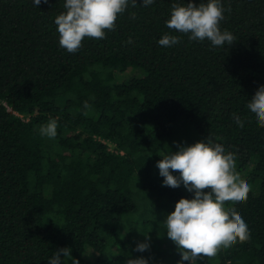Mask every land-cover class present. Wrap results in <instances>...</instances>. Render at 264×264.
Segmentation results:
<instances>
[{"label":"trees","instance_id":"trees-1","mask_svg":"<svg viewBox=\"0 0 264 264\" xmlns=\"http://www.w3.org/2000/svg\"><path fill=\"white\" fill-rule=\"evenodd\" d=\"M176 2L188 0H137L105 39L86 37L73 54L60 47L54 22L65 0H0V264H48L61 248L79 264H126L111 249L123 245L127 227L139 225L129 230L136 242L163 232L160 205L145 206L158 220L143 228L126 217L140 212L136 175L156 181L162 141L180 124L219 140L240 176L251 169L247 201L226 203L250 239L196 264H264V127L247 108L264 86V0H222L220 28L235 41L220 47L167 28ZM166 33L180 42L160 46ZM130 69L140 73L120 80ZM52 119L50 139L40 128ZM157 184L166 196L170 187ZM179 261L159 255L157 263Z\"/></svg>","mask_w":264,"mask_h":264},{"label":"clouds","instance_id":"clouds-1","mask_svg":"<svg viewBox=\"0 0 264 264\" xmlns=\"http://www.w3.org/2000/svg\"><path fill=\"white\" fill-rule=\"evenodd\" d=\"M41 2L33 0L36 7ZM43 3H48V0H43ZM153 3L154 0H142L144 7ZM130 4L135 8L137 0H65L66 11L54 21L60 47L74 54L80 50L86 37L105 39L106 31L115 30L118 16ZM227 10L231 11L230 8ZM224 12L222 0H200L199 4L195 0H188L186 4L176 2L172 4L166 26L188 35L190 41L207 39L213 47L231 46L235 41L234 35L220 28ZM132 18H135V13H132ZM179 42V36L166 33L158 44L171 47ZM128 43H132L131 38ZM83 107L88 109L90 105L86 101ZM247 108L264 127V86L258 88ZM234 119L239 127H244L239 116L234 114ZM57 128V120L52 119L41 126L40 134L55 138ZM177 147L178 151L166 154L156 167L164 178L163 186L179 188L183 184L189 193H194V197L181 198L176 203L175 210L166 217V233L181 257L178 264L185 261L196 264L201 257L214 258L222 249L250 239L246 222L235 208L226 207V203L246 202L251 186L237 172L234 154L226 153L223 145L214 143L210 136L206 142ZM174 172L179 175H173ZM148 239L146 236L145 242L138 243L134 251L143 253L148 250ZM70 254L71 248H61L48 264H62L61 256L71 257ZM72 264H79V261L72 258ZM126 264H148V260L143 257L128 259Z\"/></svg>","mask_w":264,"mask_h":264},{"label":"rangeland","instance_id":"rangeland-1","mask_svg":"<svg viewBox=\"0 0 264 264\" xmlns=\"http://www.w3.org/2000/svg\"><path fill=\"white\" fill-rule=\"evenodd\" d=\"M133 70L134 69H130L129 72H127L126 74H124L123 77H121L120 80L124 81L128 79L129 77L131 78L132 76H134V74L131 75L130 73H136V71H139V70H135V71ZM138 73H140V71ZM174 129H175L174 136L171 139L165 138L162 141V151L160 152L161 153L160 159H162L166 154H169L170 152L175 153L176 151H178L179 149L177 145L191 146L197 142L207 141V140L200 138L197 132L195 131V129L191 126L189 127L187 124H180V128L179 126H175ZM213 142L219 143L222 145V143L219 140H213ZM236 167H237V164H236ZM248 172H246L244 175L241 174V178L246 179ZM173 175L178 176L179 173L174 172ZM153 179L154 181L156 180L155 182L158 183L157 186L160 187L162 190L168 188L167 186H163L164 178L160 176L159 169H157V172H155V176H153ZM155 182H150L147 180L144 181L143 177L139 173L136 175V178L133 184V189H134V193L136 196L135 200L137 202L138 208L140 209V212L137 214L129 215L126 218L128 219L131 217H135L136 219H140L139 223L142 225L141 227L143 228L146 222L150 221L152 223H155L158 220V218L152 213L146 214V211H149V208L148 207L145 208V206L150 204L149 206L155 208V206L160 205V207H162L160 223H161V226L164 228L163 232L161 231L160 233H158V231L155 230L152 233L151 231V233L147 235V237H149L148 239V242L150 244L149 249L143 253L136 252L134 251V249L137 247L138 243L145 242V236L142 238V241H139V242L134 241L133 238H132L133 240H131V235H130L129 230L131 229L133 231L134 230L137 231L139 228V225L137 223H132V226L127 227V229L123 233V236H122L123 245L121 247L114 246L111 249V251L113 252V254L111 255L112 259L119 255L126 257L125 259L127 260L143 257L148 260V264H155V263L158 264L157 261H158L159 255L163 257L168 256V257H171V259L175 258L176 261H179L181 259L177 251L176 245L174 244L175 245V249H174L173 243L170 242V239L167 237L165 220H166L167 215H169L175 210L176 203L181 198H186L187 195L192 194V193H189L184 188L183 184H181L179 188L170 187V190L167 192V195L163 197L161 195V197L159 198V191L155 185ZM145 186L149 187L145 189L146 191L144 190ZM205 191H208V190H205ZM179 196H182V197H179ZM141 234L142 233L138 232L137 237L138 236H139L138 238L142 237ZM161 234L162 235L164 234L165 237L162 236ZM176 255H179V256L175 257Z\"/></svg>","mask_w":264,"mask_h":264},{"label":"built area","instance_id":"built-area-1","mask_svg":"<svg viewBox=\"0 0 264 264\" xmlns=\"http://www.w3.org/2000/svg\"><path fill=\"white\" fill-rule=\"evenodd\" d=\"M111 149V148H110ZM111 151H112V149H111Z\"/></svg>","mask_w":264,"mask_h":264}]
</instances>
